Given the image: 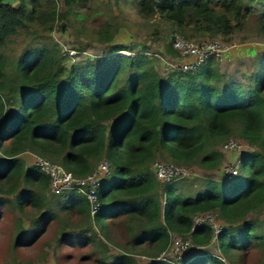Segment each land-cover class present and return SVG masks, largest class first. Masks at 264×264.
I'll use <instances>...</instances> for the list:
<instances>
[{
  "label": "trees",
  "instance_id": "16d2710c",
  "mask_svg": "<svg viewBox=\"0 0 264 264\" xmlns=\"http://www.w3.org/2000/svg\"><path fill=\"white\" fill-rule=\"evenodd\" d=\"M17 1L13 5L0 0V193L4 195L0 205L22 214L27 206L44 211L36 223V237L41 221L54 219L56 212L42 201V192L49 190L48 176L27 165L20 154L35 152L75 176L90 173L106 159L110 175L99 188L101 208L95 216L91 217L83 196L77 207H63L61 202L63 209L75 208L96 224L124 215L127 244L154 246V256L166 249L172 235L207 246L214 230L203 223L194 226L193 218L210 211L228 224L217 236L223 253L238 247L240 239L246 246L260 237L264 245V233L255 232L259 225L244 222L250 212L264 206V70H258L264 65V52L257 57L256 69L246 75V84L226 77L214 57L193 72L177 69L162 75L146 50L126 55L123 50L129 51L128 46L112 43L102 54L73 61L53 31H66L72 20H93L109 0H63L64 12L56 0ZM224 1L139 0L138 12L144 18H163L179 30L193 27L224 37L258 19L257 29L264 37V0H237L231 10L222 9ZM133 2L115 4L119 9L135 8ZM116 30L105 21L98 30L99 41L110 42ZM23 33L27 43L9 59L5 48ZM231 136L252 148L241 155L237 175L207 180L195 197H182L179 189L174 193L171 184L155 178L151 164L159 155L217 169L223 160L217 145ZM237 222H244L240 236H231L230 225ZM17 226L15 246L26 240L25 231ZM79 240L80 245L85 242ZM199 258L224 264L202 250L188 251L182 264ZM98 262L132 264L133 260L120 254ZM150 264L170 263L157 259Z\"/></svg>",
  "mask_w": 264,
  "mask_h": 264
},
{
  "label": "rangeland",
  "instance_id": "374dc122",
  "mask_svg": "<svg viewBox=\"0 0 264 264\" xmlns=\"http://www.w3.org/2000/svg\"><path fill=\"white\" fill-rule=\"evenodd\" d=\"M5 1L13 5L18 4L17 0ZM115 1L109 0V6L103 5L99 7L102 10V14L93 20L91 19L85 23L72 20V25L66 31H53V38L60 44L63 51H66L69 57L73 58V61L82 57L102 54L108 50V43H112V45L128 46L130 52L123 50L126 55L146 50L150 57L157 60L155 66L157 71L164 75L177 70V65L180 62L178 53L172 45L175 35H181L188 41L199 43L218 39L227 47L221 59L216 57L214 59L220 71L229 79L246 84V75L248 76L251 71L256 69L257 57L264 52V37L259 34L257 29V15L255 21L251 19L246 21L241 30H236L230 37H224L218 34L201 32L200 29L193 27L179 30L172 23L158 16L144 18L138 12L139 0H126L127 3L134 1L135 8L123 5L121 9L116 6ZM119 1L121 2V0ZM56 2L60 12L66 11L63 0H56ZM237 4V0H226L221 3V7L224 10H231L235 9ZM94 6L96 5L94 4ZM110 7H112L113 16ZM105 21L111 23V28H117L110 42H102L98 38V30ZM26 43L27 33L13 37L5 48V54L9 59L13 58L22 51ZM247 48L248 50L251 48L256 49V57L244 55L242 51ZM258 70H264V65H260ZM229 139L243 142L242 145L245 152L252 150L239 137L231 136ZM223 142L217 145V149L223 154V160L217 170H206L199 167L197 163L184 164L190 170V176L171 184L172 192L177 193L175 190L180 188L178 194L182 197H195L204 190L203 186L207 180H223V172L228 167L227 163L239 161L244 152L241 150L224 151L222 149ZM28 153L36 154L35 152L24 151L20 156L25 159L27 165H31L33 164L32 157ZM155 161L173 163L165 155H159ZM20 187H22L21 184ZM42 193L44 195L42 201H46L47 205L55 210L56 217L45 222L41 221L42 230L36 237H33L37 227L36 223L44 211L27 206L22 214L11 206L0 205V264H99V260L108 262L112 256L120 254L129 255L133 260L132 264H150L157 260L164 251L154 256L157 251L153 248L154 246L130 247L127 244L128 232L124 230L125 224L122 220L118 223H111V228L116 225L114 227L116 232L112 237L109 236L110 231L107 234L99 229L100 233H98L94 229L96 224L89 217L72 209H63L61 207L62 204L59 202L62 198L51 194L48 189ZM3 196L0 193V198ZM9 197L11 199L12 195ZM57 201L59 204L56 203ZM211 215H213L214 225L223 228L228 226L219 218L216 212H212ZM197 220L198 222L206 221L209 223L208 219H204V215L203 220L200 218H197ZM244 222L259 225L255 232L257 234L258 232L264 233V206L250 212ZM244 222L231 224L230 235L240 236ZM17 224L25 231L23 235H25L26 240L21 242L22 244L15 246L14 242L19 231ZM117 225L122 228V232H117ZM87 230H90L88 232L89 235L92 234L94 236L93 242L89 240L87 241L88 243L80 245V240L76 237L71 239L66 237L67 233L78 234ZM135 230L137 231L138 229L135 228ZM175 237L176 235H172L166 247L167 250L161 257L174 259L177 255L173 248V238ZM260 239V237L251 239L246 246H244L246 241L240 239L237 241L240 243L238 247L231 250V252L223 253L219 248V241L217 238H213L202 251L210 252L222 260L224 264H264V245L261 246L259 243ZM192 264L221 263L212 258H199Z\"/></svg>",
  "mask_w": 264,
  "mask_h": 264
},
{
  "label": "built area",
  "instance_id": "2783aa9c",
  "mask_svg": "<svg viewBox=\"0 0 264 264\" xmlns=\"http://www.w3.org/2000/svg\"><path fill=\"white\" fill-rule=\"evenodd\" d=\"M174 49L177 51L180 62L177 65L178 70L184 72H193L202 63L210 57L221 59L227 47L220 40L214 39L208 42H192L186 40L181 35H175L172 41ZM243 142L234 139H227L223 142L224 151L243 150ZM245 144V143H244ZM245 151L243 152V154ZM32 158V163L40 172L49 178V190L51 193H61L63 191H75L82 195L89 205L90 215L94 217L100 210L101 203L98 198V191L102 180L110 175V164L106 159L97 163L95 168L84 176H75L71 171L64 168L61 164L53 162L38 154L28 153ZM228 167L223 172L224 178H231L239 173V161L227 163ZM155 178L161 184H170L179 179L190 176V170L181 163H165L154 161L151 164ZM212 211L201 213L193 218L194 226L199 224L209 225L214 230L213 238L216 239L223 227L214 225ZM208 219L209 223L198 222L197 218ZM212 238V240H213ZM206 246H194L190 238L183 239L179 236L173 238V248L177 255L174 259L161 257L167 250L162 252L159 260L170 264H182V261L188 257V251L203 250Z\"/></svg>",
  "mask_w": 264,
  "mask_h": 264
},
{
  "label": "crops",
  "instance_id": "0c3cea01",
  "mask_svg": "<svg viewBox=\"0 0 264 264\" xmlns=\"http://www.w3.org/2000/svg\"><path fill=\"white\" fill-rule=\"evenodd\" d=\"M243 53H244V55L246 54L247 56H253V57H256V55H257V51H256V49H254V48H251L250 50H248V48L246 49V50H243L242 51ZM234 53V52H233ZM232 53V54H233ZM227 153H230V152H227ZM215 170H217V169H215ZM215 170H213V171H215ZM212 171V170H211ZM216 180V179H215ZM222 180V179H221ZM178 181V180H177ZM177 181H175V182H177ZM175 182H173V183H175ZM173 183H170V184H173ZM180 189V188H179ZM51 194H53V195H57V196H59L60 198H62V200L61 201H59L60 203L62 202V204H63V207H66L68 204H70V205H72V206H75V207H77L76 206V204L78 205V206H80V204H81V202H80V198L82 197V195H80V194H78V193H76L75 191H63V192H61V193H51ZM79 202V203H78ZM72 210H74L75 211V208H73ZM123 217H124V215H122V216H119V217H117V218H113V219H109V218H107V219H104V221L103 222H100L99 224H96L94 221H93V223H95L96 225H94V229L96 230V232H98V233H100V231H99V229H101V231L104 233H109V231L111 232L110 234H109V236L110 237H112L113 235H115V230H114V227H116V225L114 226V227H112L111 228V223L113 222V223H118L119 221H121L122 219H123ZM92 221V220H91ZM124 230H125V227H124ZM90 230H87L86 231V235H79V233L77 234V237H79V236H82V237H79V238H77L78 240L79 239H84L85 240V242L83 241V243H88L87 242V240L89 241V240H94V238L93 237H90V236H93L92 234H88V232H89ZM123 230H122V228L119 226V225H117V232H122ZM126 231V230H125ZM134 232H136V230L134 231ZM87 239V240H86ZM116 256V255H115ZM112 257H114V256H112ZM111 257V258H112ZM110 258V259H111Z\"/></svg>",
  "mask_w": 264,
  "mask_h": 264
},
{
  "label": "clouds",
  "instance_id": "9594fccd",
  "mask_svg": "<svg viewBox=\"0 0 264 264\" xmlns=\"http://www.w3.org/2000/svg\"><path fill=\"white\" fill-rule=\"evenodd\" d=\"M108 176H109V175H108ZM108 176H107V177H108ZM107 177H106V178H107ZM92 221H94V220H92Z\"/></svg>",
  "mask_w": 264,
  "mask_h": 264
}]
</instances>
